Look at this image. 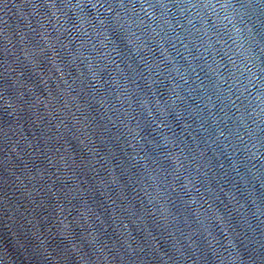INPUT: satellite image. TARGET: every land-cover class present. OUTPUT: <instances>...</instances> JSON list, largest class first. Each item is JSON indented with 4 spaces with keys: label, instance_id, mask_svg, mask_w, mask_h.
I'll use <instances>...</instances> for the list:
<instances>
[{
    "label": "water",
    "instance_id": "95a60500",
    "mask_svg": "<svg viewBox=\"0 0 264 264\" xmlns=\"http://www.w3.org/2000/svg\"><path fill=\"white\" fill-rule=\"evenodd\" d=\"M0 264H264V0H0Z\"/></svg>",
    "mask_w": 264,
    "mask_h": 264
}]
</instances>
